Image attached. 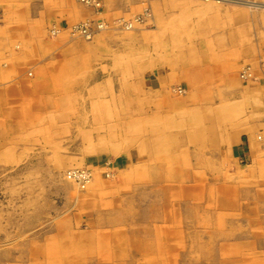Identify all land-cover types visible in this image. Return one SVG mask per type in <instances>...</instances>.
I'll return each mask as SVG.
<instances>
[{
    "label": "rangeland",
    "instance_id": "rangeland-1",
    "mask_svg": "<svg viewBox=\"0 0 264 264\" xmlns=\"http://www.w3.org/2000/svg\"><path fill=\"white\" fill-rule=\"evenodd\" d=\"M100 2L95 14L76 0H0V264H264V148L251 130L264 9ZM135 17L103 42L68 35ZM245 66L255 83L240 81ZM98 139L115 149L91 154ZM71 169L90 172L85 190Z\"/></svg>",
    "mask_w": 264,
    "mask_h": 264
},
{
    "label": "bare ground",
    "instance_id": "bare-ground-1",
    "mask_svg": "<svg viewBox=\"0 0 264 264\" xmlns=\"http://www.w3.org/2000/svg\"><path fill=\"white\" fill-rule=\"evenodd\" d=\"M76 1H78L83 6H85L87 8H91L92 10H94L95 14L98 13V9L101 6L100 0H91L89 2H87V1L83 2L82 0H76ZM207 1L215 2V3L225 1V2L235 3V4H239V5H245L246 7H250V8L264 9V4L263 3H257V2H249V1L248 2H242V1L237 2L235 0H204V2H207ZM101 10H102V8H101ZM93 16H94V14H93ZM146 16H147V14H146ZM137 24H141V19L140 18L136 19V17H135L134 21H125L123 19H117L114 22H112L111 24H106V22H103L102 20L86 21V22L78 23V24H75V25L68 27V32H69L68 35H71L73 38H81L83 40L91 42L94 39L100 40V37H102V36L100 35L99 32H102V31H126V32L133 31L135 29L134 25H137ZM58 30H61V27L58 26L57 28H55L53 26L51 28L50 32L54 31L55 34H58L59 33ZM232 37L233 38H231V40L235 39L234 33H232ZM100 41H102V40H100ZM263 66H264V64H263ZM239 79L242 83H244L246 85H250L252 83H255L257 81L258 77L255 74L253 69H249L248 67L246 68V66H245V67H242V69L240 71ZM170 91L176 95H183V93L185 92L181 87H173V88L171 87ZM248 92L250 94V102H251V104L252 103L254 104L255 103V102H253L254 96L252 95L251 91H248ZM255 127H256V125H255ZM261 131H263V132H261ZM261 131L259 130V134H257L256 140L264 148V128ZM253 145H254V142L250 138V146H253ZM111 146L112 145H110L109 143L103 142L102 139H98L96 144L91 145L90 153L91 154H101L104 151H108V147L110 148ZM111 149L114 150L115 147L112 146ZM120 153H121V151L117 150L115 155L119 156ZM73 173L76 174V177H78V178H74V179L71 178ZM105 175L107 178L110 177L109 173L105 174ZM64 176L70 183L74 184L79 190H85L90 185V183L92 182V176H91L90 172L88 170H85V169H83V170L82 169L67 170L65 172Z\"/></svg>",
    "mask_w": 264,
    "mask_h": 264
},
{
    "label": "crops",
    "instance_id": "crops-1",
    "mask_svg": "<svg viewBox=\"0 0 264 264\" xmlns=\"http://www.w3.org/2000/svg\"><path fill=\"white\" fill-rule=\"evenodd\" d=\"M264 112H262L261 114L258 115L256 122L253 124V128H251V130H257L260 129L262 130L264 128ZM263 121V122H262ZM256 125V127H255ZM260 128H259V127ZM263 127V128H262ZM246 138V139H245ZM245 141L246 143H244L242 140V137L240 138V143L237 144L236 150L238 151V157L242 158L243 156L248 157V159L250 160V158H252V154L250 153L249 147H250V138L249 137H245ZM254 155V154H253ZM256 250L258 252L264 253V241L263 240H258L256 242Z\"/></svg>",
    "mask_w": 264,
    "mask_h": 264
},
{
    "label": "built area",
    "instance_id": "built-area-1",
    "mask_svg": "<svg viewBox=\"0 0 264 264\" xmlns=\"http://www.w3.org/2000/svg\"><path fill=\"white\" fill-rule=\"evenodd\" d=\"M82 1H83V2H86V1L89 2V1H91V0H82ZM71 178L74 179V178H78V177H76V174L73 173Z\"/></svg>",
    "mask_w": 264,
    "mask_h": 264
}]
</instances>
